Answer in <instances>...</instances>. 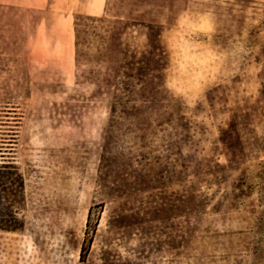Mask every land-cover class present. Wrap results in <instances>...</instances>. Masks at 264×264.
<instances>
[{"label": "rangeland", "instance_id": "rangeland-1", "mask_svg": "<svg viewBox=\"0 0 264 264\" xmlns=\"http://www.w3.org/2000/svg\"><path fill=\"white\" fill-rule=\"evenodd\" d=\"M0 151V264H264V0H0Z\"/></svg>", "mask_w": 264, "mask_h": 264}, {"label": "trees", "instance_id": "trees-1", "mask_svg": "<svg viewBox=\"0 0 264 264\" xmlns=\"http://www.w3.org/2000/svg\"><path fill=\"white\" fill-rule=\"evenodd\" d=\"M0 154V231L16 233L24 226L17 214L23 198L24 178L12 160H4L3 153ZM85 251L82 246L81 258Z\"/></svg>", "mask_w": 264, "mask_h": 264}]
</instances>
